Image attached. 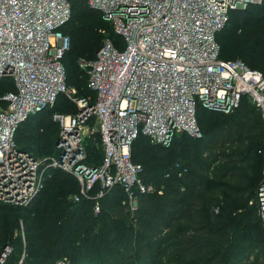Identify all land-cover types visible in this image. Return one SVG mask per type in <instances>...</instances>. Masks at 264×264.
Wrapping results in <instances>:
<instances>
[{"label":"built area","instance_id":"obj_1","mask_svg":"<svg viewBox=\"0 0 264 264\" xmlns=\"http://www.w3.org/2000/svg\"><path fill=\"white\" fill-rule=\"evenodd\" d=\"M88 1L112 22L125 47L107 37L92 60L80 61L94 94L79 95L63 62L71 47L62 30L71 18L70 1L0 0V81L8 78L15 86L0 96V202L28 206L53 167L72 172L80 184L74 199H96L95 212L116 185L136 206L137 190L155 189L144 183L142 164L132 156L140 133L164 145L176 132L201 137L199 103L229 113L248 99L264 119V72L241 59L221 58L216 39L233 10L264 0ZM60 94L78 110L53 112L60 127L57 153L36 156L17 143V130L53 108ZM94 134L103 157L91 165L85 142ZM255 202L264 224V175ZM13 250L8 243L0 246V264H23L25 254L13 261Z\"/></svg>","mask_w":264,"mask_h":264},{"label":"trees","instance_id":"obj_2","mask_svg":"<svg viewBox=\"0 0 264 264\" xmlns=\"http://www.w3.org/2000/svg\"><path fill=\"white\" fill-rule=\"evenodd\" d=\"M69 1L71 18L62 26L71 37V47L63 58L67 82L79 95H92L79 59L96 56L103 43L100 27L118 48L125 44L112 22L88 0ZM216 39L221 58L241 59L264 72V1L233 10ZM14 88L11 79L0 81V96ZM77 110L76 103L60 94L53 108L21 124L17 143L36 156L56 154L60 127L52 114ZM196 117L201 137L176 132L170 144L164 145L140 133L133 141L132 156L142 164V180L155 187L151 192L137 190L136 206L131 205L123 186L116 185L99 199L98 214L95 205L92 207L93 215L85 227L89 211L83 205L96 199L67 203L68 187L78 192L79 181L73 174L49 167L44 188L52 182L60 185L52 186L54 191L47 199H41L43 188L26 207L0 202V206L16 210L34 211L43 206L28 225L29 255L26 247L18 249L6 239L18 217L11 218L9 225L0 224V246H13V261L25 254L23 264H42L48 246L58 254L56 264L64 259L65 264H264V224L255 202L264 175L263 116L244 99L229 113L199 103ZM38 122L45 129L41 135L29 131ZM93 136L85 142L86 162L91 165L99 164L103 157V152L100 159L90 156L87 139ZM69 217L75 221L74 233Z\"/></svg>","mask_w":264,"mask_h":264},{"label":"rangeland","instance_id":"obj_3","mask_svg":"<svg viewBox=\"0 0 264 264\" xmlns=\"http://www.w3.org/2000/svg\"><path fill=\"white\" fill-rule=\"evenodd\" d=\"M95 16H98L97 14H95ZM74 24V23H73ZM69 25L70 29H72V25ZM99 33L102 34L101 35V40L102 42L108 37V35H104L106 33V30L102 27H100L99 29ZM107 34V33H106ZM103 36V37H102ZM82 59H79V63ZM81 66V65H80ZM82 68V66H81ZM83 69V68H82ZM262 69V68H260ZM263 70V69H262ZM77 94H79L77 92ZM39 122L37 123V126L29 129V131H38L37 135H41L42 132L45 130L43 127L44 126H39ZM95 124V123H94ZM30 126V125H29ZM93 124L91 125V128H92ZM44 129V130H43ZM90 137V136H89ZM35 138H38V136H36ZM87 141H89L90 143V147H89V151H90V156L91 158H95V156L99 155L98 156V159H100L102 157V152H103V147H102V143H101V140L99 138V136L97 134H94V136L92 138H88ZM36 142V141H35ZM63 170V169H62ZM66 171V170H64ZM67 173L69 174H72V172L70 171H66ZM264 174V173H263ZM142 178V177H141ZM54 185H60L58 182H55V183H50L48 184V186L46 187V189L42 192V198L41 199H47V197H49L53 191H54V188H52V186ZM70 190H71V193L69 194L68 196V200H67V203L68 201H73L76 203V200L74 199V196L75 194H77L78 192L77 189H75V187H68ZM80 188V186H79ZM48 192L45 194V197H44V193L45 191ZM90 198H87V200H89ZM82 200V199H81ZM97 201V200H96ZM96 201L92 203L89 202V203H85L83 206H86L88 208V213L86 214V222L84 223L85 224V227H87L89 221H90V216L93 215V212L91 211L92 207L94 205H96ZM43 206L38 205L37 208H35V210H16V209H12L10 207H6L4 205L0 206V215H1V219H0V224H6V225H9V222H10V219L11 218H16L18 217V220H17V224L13 225L11 228H10V231L9 233H7V236H6V239L8 240V242H13L15 243V245L18 246V249L22 248V250L24 249L23 247H26V249L24 250H27L28 252V255H29V251H28V245L31 243V240L28 238V225H30L32 223V221H35V214L36 212L41 209ZM82 208V207H81ZM100 212V211H98ZM98 212L96 214H98ZM9 215V216H5V215ZM64 218H67L66 214L64 215ZM68 225H69V228L72 230V232L74 233L75 232V221L74 219L71 217H69V221H68ZM53 248L52 246H48L47 247V251L45 253V257L42 261V264H56V258L58 257V254H55L53 253ZM32 250V249H31ZM34 258H37L35 255H33ZM65 260V259H64ZM62 261V260H59L57 262V264H59V262Z\"/></svg>","mask_w":264,"mask_h":264},{"label":"water","instance_id":"obj_4","mask_svg":"<svg viewBox=\"0 0 264 264\" xmlns=\"http://www.w3.org/2000/svg\"><path fill=\"white\" fill-rule=\"evenodd\" d=\"M82 60H84V59H82Z\"/></svg>","mask_w":264,"mask_h":264}]
</instances>
